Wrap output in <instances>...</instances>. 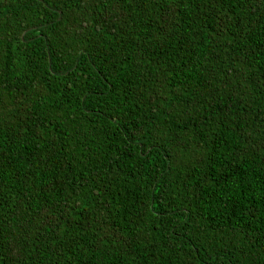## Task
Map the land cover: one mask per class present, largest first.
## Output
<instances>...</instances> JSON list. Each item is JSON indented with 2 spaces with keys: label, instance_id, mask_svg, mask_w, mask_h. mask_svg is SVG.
Listing matches in <instances>:
<instances>
[{
  "label": "trees",
  "instance_id": "1",
  "mask_svg": "<svg viewBox=\"0 0 264 264\" xmlns=\"http://www.w3.org/2000/svg\"><path fill=\"white\" fill-rule=\"evenodd\" d=\"M0 264H264V0H0Z\"/></svg>",
  "mask_w": 264,
  "mask_h": 264
}]
</instances>
